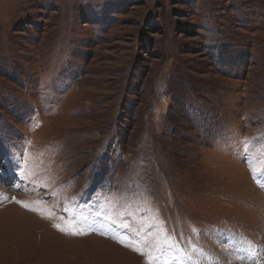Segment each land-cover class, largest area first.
<instances>
[{
    "label": "rangeland",
    "instance_id": "obj_1",
    "mask_svg": "<svg viewBox=\"0 0 264 264\" xmlns=\"http://www.w3.org/2000/svg\"><path fill=\"white\" fill-rule=\"evenodd\" d=\"M264 0H0V264H264Z\"/></svg>",
    "mask_w": 264,
    "mask_h": 264
},
{
    "label": "snow or ice",
    "instance_id": "obj_2",
    "mask_svg": "<svg viewBox=\"0 0 264 264\" xmlns=\"http://www.w3.org/2000/svg\"><path fill=\"white\" fill-rule=\"evenodd\" d=\"M262 186H264V185H262Z\"/></svg>",
    "mask_w": 264,
    "mask_h": 264
}]
</instances>
